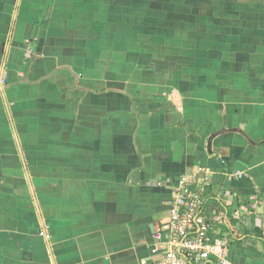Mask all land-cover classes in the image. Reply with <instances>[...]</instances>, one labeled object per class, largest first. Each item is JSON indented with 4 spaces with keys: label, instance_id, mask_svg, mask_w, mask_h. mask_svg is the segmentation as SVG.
Here are the masks:
<instances>
[{
    "label": "crops",
    "instance_id": "obj_1",
    "mask_svg": "<svg viewBox=\"0 0 264 264\" xmlns=\"http://www.w3.org/2000/svg\"><path fill=\"white\" fill-rule=\"evenodd\" d=\"M190 175L264 264V0H0V264H155Z\"/></svg>",
    "mask_w": 264,
    "mask_h": 264
},
{
    "label": "built area",
    "instance_id": "obj_2",
    "mask_svg": "<svg viewBox=\"0 0 264 264\" xmlns=\"http://www.w3.org/2000/svg\"><path fill=\"white\" fill-rule=\"evenodd\" d=\"M193 177L152 183L173 191L169 219L155 233L162 254L155 264H233L228 260L227 251L229 238L238 231L230 224L228 213L220 208L208 210L207 178L198 182ZM258 203L257 197H251L246 213L256 209Z\"/></svg>",
    "mask_w": 264,
    "mask_h": 264
},
{
    "label": "trees",
    "instance_id": "obj_3",
    "mask_svg": "<svg viewBox=\"0 0 264 264\" xmlns=\"http://www.w3.org/2000/svg\"><path fill=\"white\" fill-rule=\"evenodd\" d=\"M237 222H238L237 220L230 218V224L232 225V227L234 224H237Z\"/></svg>",
    "mask_w": 264,
    "mask_h": 264
}]
</instances>
